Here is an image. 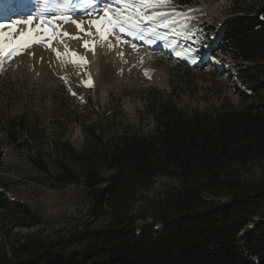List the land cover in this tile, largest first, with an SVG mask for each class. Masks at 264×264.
I'll list each match as a JSON object with an SVG mask.
<instances>
[{"label": "trees", "instance_id": "1", "mask_svg": "<svg viewBox=\"0 0 264 264\" xmlns=\"http://www.w3.org/2000/svg\"><path fill=\"white\" fill-rule=\"evenodd\" d=\"M195 2L172 0L179 8ZM216 29L203 25L197 37L212 44L211 59L234 70L245 90L238 103L189 111L174 90L150 87L144 103L151 130L110 134L102 121L81 123L79 151L64 139L63 126L49 140L37 113L3 117L14 153L57 184L86 192L89 219L54 239L1 240L0 264H264V174L251 175L264 162V10ZM167 60L182 84L195 73ZM89 101L74 114L64 109L76 118ZM159 179L166 180L161 187ZM0 215V225L40 224L36 211L3 186ZM101 219L108 223L93 228Z\"/></svg>", "mask_w": 264, "mask_h": 264}, {"label": "rangeland", "instance_id": "2", "mask_svg": "<svg viewBox=\"0 0 264 264\" xmlns=\"http://www.w3.org/2000/svg\"><path fill=\"white\" fill-rule=\"evenodd\" d=\"M108 4L113 11L118 7L114 0H71L70 5L65 4V0H47V3L44 0H0V24L7 26L33 18L31 26L17 25L13 34L17 39L20 33L26 34L29 27L35 33L41 17L60 16L65 11L70 19L83 24L85 32L92 33L86 35L70 22L52 20L50 23L57 25L60 33L67 32L70 36L57 35L51 42L37 37L40 43L21 48L20 55L5 58L0 64V186L8 188L14 198L27 203L40 220L34 227H20L10 222L1 224L0 241L14 242L27 234H42L54 239L82 229L89 219V199L81 187L57 184L13 152L2 132L4 116H18L24 111L37 113L49 140L63 126L67 129L64 139L79 151L84 137L81 123L96 125L97 121H102L110 134L125 129L140 133L151 130L153 123L145 115L144 103V93L150 87L166 92L174 90L176 100L189 111L218 107L227 99L238 103L244 98L245 90L235 78L234 70L209 57L212 44H200L198 29L208 25L219 32L237 15L264 10V0H197L185 8L172 4L149 7L144 15H183L175 19L169 17L168 22L175 24V31L157 27L152 35L145 33L143 39L136 33L125 35L118 31L102 38L91 26V21H98L103 16L100 9ZM89 12L92 15H88ZM184 16L189 19L185 21ZM151 27V24L144 25L146 29ZM0 31L10 29L5 27ZM73 36L79 39H71ZM85 42L89 45L87 49L83 47ZM185 48L191 49L194 60L177 56V53L186 55ZM72 52L87 63L73 62ZM169 57L195 68V73L187 77V83L182 84L175 77L174 68L167 60ZM88 99V110L76 118L68 113L69 108L64 109L67 105L74 114ZM263 174L264 162L255 166L251 175L259 178ZM165 181L159 179L157 185L161 187ZM1 218L2 215L0 221ZM107 223V220H98L93 228Z\"/></svg>", "mask_w": 264, "mask_h": 264}, {"label": "snow or ice", "instance_id": "3", "mask_svg": "<svg viewBox=\"0 0 264 264\" xmlns=\"http://www.w3.org/2000/svg\"><path fill=\"white\" fill-rule=\"evenodd\" d=\"M47 3V0H44ZM114 3L118 6L115 11L112 10L111 5H105L100 11L103 12V16L99 18L98 21H91V26L96 28V32L101 34L102 38H107V35L112 34V32H120L125 35H133L136 33L140 39L144 38V34L152 35L157 27H165L170 30L175 31V24H170L168 22L169 17L175 19L179 15H183L182 13H163L159 15L147 16L144 15V11L149 7L156 6H167L172 4L173 7L175 5L172 3V0H114ZM65 4H71V0H65ZM131 9V11H129ZM88 15H92V13H87ZM189 17L184 16V20L187 21ZM52 20H60L62 22H70L75 25V27L80 32H85L83 24L74 19H70L68 12L65 11L60 16H53L40 19V27L36 29V32L33 33L31 27H29L28 32L20 33L19 38H15L13 34L17 31V25L25 24L31 26L33 24V18L29 17L26 21H16L14 24L3 25L0 24V30L5 27L9 28L10 31L4 32L0 31V64L3 63L5 58L11 59L14 55H20L21 48L30 47L32 43H40V39L37 37H41L49 42L56 39L57 35H62L64 37H69L70 34L67 32H59V28L57 25L50 23ZM48 26L45 27L44 25ZM145 24H151L152 27L149 29L144 28ZM111 30V31H109ZM190 30V29H189ZM86 35H92L91 32H85ZM137 36H133V38H137ZM12 37V39H9ZM71 39H79V37H70ZM119 39V38H118ZM48 47L51 48L52 44L49 43ZM83 47L86 49L89 47L88 43L85 42ZM135 47V46H134ZM183 52L186 55H181L177 53V56L181 59H193L194 54L191 49L185 48ZM57 57L60 56V53H56ZM73 62L77 60H81L84 63H87L82 57H77L75 52L71 53Z\"/></svg>", "mask_w": 264, "mask_h": 264}, {"label": "bare ground", "instance_id": "4", "mask_svg": "<svg viewBox=\"0 0 264 264\" xmlns=\"http://www.w3.org/2000/svg\"><path fill=\"white\" fill-rule=\"evenodd\" d=\"M12 0H10V2H11ZM14 2H17L18 0H13ZM228 69V68H227Z\"/></svg>", "mask_w": 264, "mask_h": 264}]
</instances>
